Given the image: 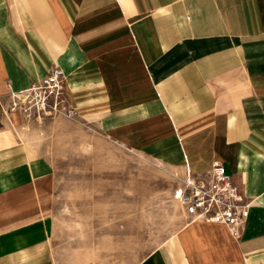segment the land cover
I'll list each match as a JSON object with an SVG mask.
<instances>
[{
    "label": "crops",
    "instance_id": "obj_1",
    "mask_svg": "<svg viewBox=\"0 0 264 264\" xmlns=\"http://www.w3.org/2000/svg\"><path fill=\"white\" fill-rule=\"evenodd\" d=\"M64 75L75 115L7 114ZM176 173L221 163L251 202L239 239L193 222L137 264H264V0H0V264H57V174L36 145L58 122Z\"/></svg>",
    "mask_w": 264,
    "mask_h": 264
},
{
    "label": "rangeland",
    "instance_id": "obj_2",
    "mask_svg": "<svg viewBox=\"0 0 264 264\" xmlns=\"http://www.w3.org/2000/svg\"><path fill=\"white\" fill-rule=\"evenodd\" d=\"M36 141L56 168L57 264H137L186 225L169 168L72 121Z\"/></svg>",
    "mask_w": 264,
    "mask_h": 264
},
{
    "label": "built area",
    "instance_id": "obj_3",
    "mask_svg": "<svg viewBox=\"0 0 264 264\" xmlns=\"http://www.w3.org/2000/svg\"><path fill=\"white\" fill-rule=\"evenodd\" d=\"M64 80L60 68H51L40 81L8 95L7 114L18 113L35 122L59 116L72 119L75 111L66 96ZM175 201L191 221L223 225L235 239L241 237L251 207L221 163H214L201 178L187 174Z\"/></svg>",
    "mask_w": 264,
    "mask_h": 264
},
{
    "label": "bare ground",
    "instance_id": "obj_4",
    "mask_svg": "<svg viewBox=\"0 0 264 264\" xmlns=\"http://www.w3.org/2000/svg\"><path fill=\"white\" fill-rule=\"evenodd\" d=\"M172 175H173L174 177H177V176H176V173H172Z\"/></svg>",
    "mask_w": 264,
    "mask_h": 264
}]
</instances>
